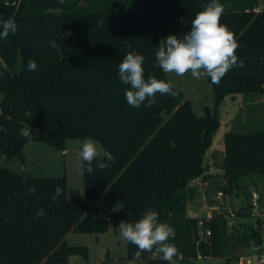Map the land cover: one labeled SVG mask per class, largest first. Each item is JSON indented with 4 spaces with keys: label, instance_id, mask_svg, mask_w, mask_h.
<instances>
[{
    "label": "trees",
    "instance_id": "trees-1",
    "mask_svg": "<svg viewBox=\"0 0 264 264\" xmlns=\"http://www.w3.org/2000/svg\"><path fill=\"white\" fill-rule=\"evenodd\" d=\"M260 1L218 0L224 6L220 23L234 34L236 55L244 66L229 70L219 84L208 77L214 107L205 106V113L198 115L175 87V98L157 93L158 102L150 108L130 106L125 98L130 85L120 81L118 65L127 52L141 54L145 80L155 76L166 82L167 74L156 62L160 40L190 31L196 14L211 0H0V17H11L18 26L15 35L0 40L1 152L23 162L30 140L65 150L69 139L92 138L116 158L104 171L90 175L82 169L83 199L67 197L65 174L33 176L0 165V264L88 259L87 246L67 242L69 232H107L111 222L135 223L148 209L158 213V222L174 228L175 237L168 242L177 252L171 262L143 252L139 260L147 264L224 255L230 264L240 247L262 241L252 223L241 222L237 229L243 232L229 234L223 214L191 216L187 209L196 195L195 179L215 180L225 196L243 176L264 177V131L224 133L222 180L208 173L206 163L221 127L224 99L264 93V11H254ZM52 41L59 45V54L50 46ZM29 60L36 61L35 71L28 70ZM25 125L33 131L19 137ZM57 187L62 195L53 200ZM30 188H35L33 195H28ZM101 196L122 199V209L86 213L88 203ZM40 208L45 214L38 218ZM238 215H250V208H240ZM207 229L212 234L203 239L201 232ZM136 251L127 242L126 258L135 260Z\"/></svg>",
    "mask_w": 264,
    "mask_h": 264
},
{
    "label": "rangeland",
    "instance_id": "rangeland-1",
    "mask_svg": "<svg viewBox=\"0 0 264 264\" xmlns=\"http://www.w3.org/2000/svg\"><path fill=\"white\" fill-rule=\"evenodd\" d=\"M79 1L82 3L87 2V0ZM167 77V81L171 82L175 88L182 91L185 94V98L190 100L196 114L203 115L205 113V106L214 107L213 86L208 80V77L195 79L191 76L190 72L184 76H176L174 73H167ZM1 99L2 96L0 95V100ZM164 117L167 119L169 115L164 113ZM219 117L221 120L220 128L222 129H224V127L227 128V125H229L230 127L228 130L238 132L264 131V93L237 94V97H226L220 106ZM220 138L221 134L218 131L212 145L215 150L206 158V163H209V165L213 167V175L217 177L218 181L222 180V165L225 156L224 150L222 152L223 156L219 152L221 148ZM72 141L79 143L78 148L80 151L84 140L75 138L74 140L70 139L69 143H72ZM96 142L99 146L103 147L100 141ZM43 145L42 148H34L33 152L30 153L31 159L29 157L30 160L26 163L28 165L27 167L30 166V172H32V174H37L36 176H63L66 174L68 185L67 197H85L84 178L81 168L82 161L79 155L75 158V155H77L79 151L77 153L73 144H70L69 155L66 159L59 150L45 144ZM50 149L54 152V156H48V151ZM50 158L54 159L52 160ZM20 163L21 159L19 157L5 154L0 150L1 166L16 172H24L22 171V165ZM198 180L199 182H192V185L196 189V195L194 199L188 202L190 204V212L193 216H204L208 214V210L209 214L212 215L215 211L223 212L225 208H242L249 212L250 207L248 208V206L253 197H257L258 199L264 197V177L259 174L247 175L240 178V185L235 187L233 192L227 195L225 193L222 199L224 204L215 209L214 203L219 200V197H215L216 192L218 193L219 191L216 187L217 182L215 180H210V186L204 188V181L201 178ZM208 191L211 196L214 195L216 201H210L211 196H208ZM123 204V200L120 198H106L101 196L88 203L86 213L96 214L103 208H109L114 212H119ZM202 205H206L207 207L204 208ZM208 206L214 209L211 210ZM255 219V216L251 214L241 218H234L236 222L245 221L247 223H252ZM121 221L123 220L111 222L109 230L103 233L69 232L66 240L70 245H84L89 248L88 259H84L82 256H71L73 258L70 259L69 264H100L105 260H108L109 264H132V260L126 258L127 241L122 238L118 228ZM227 229L230 231L229 227ZM241 254H247L245 247H240L233 254L230 264H237L236 258ZM226 256L227 255L218 257H198L190 259L188 262H178V264H227ZM137 263L142 264V261H138ZM143 263L147 264L146 261H143Z\"/></svg>",
    "mask_w": 264,
    "mask_h": 264
},
{
    "label": "clouds",
    "instance_id": "clouds-1",
    "mask_svg": "<svg viewBox=\"0 0 264 264\" xmlns=\"http://www.w3.org/2000/svg\"><path fill=\"white\" fill-rule=\"evenodd\" d=\"M58 3L62 4L63 0H58ZM223 13L224 6L218 0H211L203 11L196 14L190 31L179 37L170 34L162 38L157 47L156 62L163 72L174 73L176 76H184L190 72L195 79L210 77L212 83L219 84L229 70L234 67L243 68L244 61H238L236 55L239 44L234 34L226 25L220 23ZM17 28L13 18L0 17V40L7 39L10 33L15 35ZM50 46L59 54L60 47L55 41L50 42ZM144 63L143 55L127 52L118 65L120 81L124 85H130L125 91L127 103L135 108L142 105L150 108L158 102L157 93L175 98L177 93L173 91L174 85L171 82H165L155 76L145 80ZM36 69V61L29 60L28 70ZM32 131L30 126L25 125L19 130L18 136L28 137ZM78 155L81 161L86 162L81 164V168L90 175L96 170L110 169L116 159L92 138L84 139ZM62 191L57 187L52 199L62 195ZM34 193L35 188H30L28 195ZM44 214L43 208L37 210L38 218ZM118 228L122 238L138 248L134 253L135 260H139L143 252L153 253L159 259L169 262L176 255V247L168 242L170 238L175 237V230L167 223L158 222V213L153 209L144 212L142 218L135 223L121 221Z\"/></svg>",
    "mask_w": 264,
    "mask_h": 264
},
{
    "label": "built area",
    "instance_id": "built-area-1",
    "mask_svg": "<svg viewBox=\"0 0 264 264\" xmlns=\"http://www.w3.org/2000/svg\"><path fill=\"white\" fill-rule=\"evenodd\" d=\"M254 11L257 13L264 11V0H261L260 3L254 7ZM217 197H219V200H222L224 197L223 192L219 191L217 193ZM218 206L221 205H215L214 208L216 209ZM238 211L239 209L229 208H225L223 212L219 211V213L225 216L227 227L230 228L229 234H232L236 231H238V233L243 232V229H237V227H241V222L244 221L236 222L234 220V218L243 217L238 215ZM250 214L254 215L256 218L255 221L252 222V225L254 230L260 232L262 241H251L250 245L246 247L247 254H241L237 256V264H264V197L262 199L253 197L250 205ZM200 224H202V222H200ZM201 234L203 239H206L212 233L211 230L207 229L202 231Z\"/></svg>",
    "mask_w": 264,
    "mask_h": 264
},
{
    "label": "crops",
    "instance_id": "crops-1",
    "mask_svg": "<svg viewBox=\"0 0 264 264\" xmlns=\"http://www.w3.org/2000/svg\"><path fill=\"white\" fill-rule=\"evenodd\" d=\"M227 97H229V96H227ZM235 97H237V95L235 96ZM229 125H227V128L226 127H224V129H222V128H220V130H219V133L221 134V138H220V140H221V148L219 149L220 151V154L223 156V154H222V152H223V150H224V142H223V137H224V133L229 129ZM222 134H223V136H222ZM70 140V139H69ZM69 140H68V142H67V148L65 149V150H59L60 152H61V154L67 159V156L69 155V146H70V144H73V147H74V149H75V151L77 150V153H78V151H79V148H78V144L79 143H76V141H72V143H69ZM72 140V139H71ZM74 140V139H73ZM219 140V141H220ZM41 142H43V141H41V140H38V139H34V140H30L27 144H26V146L24 147V150H23V155H24V161L22 162V160H21V165H22V171H24V172H26L27 174H30V175H33V176H36L37 174H32V172H30V166L29 167H27L28 165L26 164L27 162H29V160L31 159V154L30 153H32L33 152V149L34 148H42V146H44L43 144H45L44 142L43 143H41ZM46 145V144H45ZM48 146V145H47ZM45 150H46V147H45ZM57 150V149H56ZM214 147L212 146L210 149H209V151L207 152V155H206V158H207V156L210 154V153H213L214 152ZM49 154H48V156H54L55 154H54V152L52 151V149H50L49 151ZM76 156H78V154L77 155H75V158H76ZM29 157H30V159H29ZM50 159H54V158H50ZM222 159H223V157H222ZM81 160V159H80ZM76 161H77V159H76ZM208 165H209V163H207ZM213 167H211V165H209V171H208V173H211V174H214L213 172V169H212ZM21 169V168H20ZM27 169V170H26ZM66 175V174H65ZM203 181H204V188H207V187H209L210 186V180L208 179V180H204V178H202V177H200ZM199 179V178H198ZM198 179H195L194 181L196 182H199V180ZM193 181V182H194ZM194 184H196V183H194ZM197 185V184H196ZM195 185V186H196ZM68 186V185H67ZM67 190H68V187H67ZM85 195V194H84ZM214 196V195H213ZM84 197V196H83ZM82 197V198H83ZM215 197H216V195H215ZM202 207H204V208H206L207 206L206 205H202ZM211 210H213L212 209V207L211 206H208ZM187 209H188V214L189 215H191V216H193L192 214H191V212H190V204L188 203V207H187ZM206 215H211V214H209V210H208V214H206ZM71 258H73V257H70V259ZM138 261H142V264H144L143 263V261L145 262L146 260H132L131 262H132V264H139V263H137ZM147 263V262H146Z\"/></svg>",
    "mask_w": 264,
    "mask_h": 264
},
{
    "label": "water",
    "instance_id": "water-1",
    "mask_svg": "<svg viewBox=\"0 0 264 264\" xmlns=\"http://www.w3.org/2000/svg\"><path fill=\"white\" fill-rule=\"evenodd\" d=\"M166 82H168V81H166Z\"/></svg>",
    "mask_w": 264,
    "mask_h": 264
}]
</instances>
